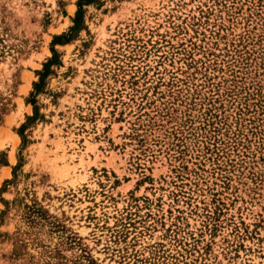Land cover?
I'll return each mask as SVG.
<instances>
[{
	"label": "rangeland",
	"instance_id": "374dc122",
	"mask_svg": "<svg viewBox=\"0 0 264 264\" xmlns=\"http://www.w3.org/2000/svg\"><path fill=\"white\" fill-rule=\"evenodd\" d=\"M0 264H264V0H0Z\"/></svg>",
	"mask_w": 264,
	"mask_h": 264
},
{
	"label": "trees",
	"instance_id": "16d2710c",
	"mask_svg": "<svg viewBox=\"0 0 264 264\" xmlns=\"http://www.w3.org/2000/svg\"><path fill=\"white\" fill-rule=\"evenodd\" d=\"M45 67L47 68V65H45ZM46 68H45V70H46ZM45 70L38 72V74L40 75L41 78H40L39 83L36 84V90H38V88L41 87L40 84L42 83L41 81L43 80V77L45 75Z\"/></svg>",
	"mask_w": 264,
	"mask_h": 264
}]
</instances>
